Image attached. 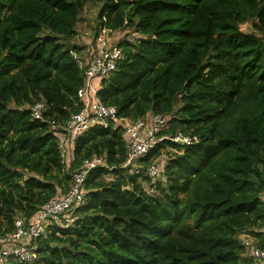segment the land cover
<instances>
[{"label":"trees","instance_id":"obj_1","mask_svg":"<svg viewBox=\"0 0 264 264\" xmlns=\"http://www.w3.org/2000/svg\"><path fill=\"white\" fill-rule=\"evenodd\" d=\"M91 1L100 31L138 35L116 43L124 57L100 80L101 103L119 118L166 115L161 135L197 139L151 148L141 165L165 156L153 182L121 167V122L83 132L62 164L56 134L82 109L84 71L81 47L60 39L76 36L83 1L0 0V233L66 192L84 160L104 161L73 222L47 225L35 261L7 264H260L242 238L264 250V0Z\"/></svg>","mask_w":264,"mask_h":264},{"label":"built area","instance_id":"obj_2","mask_svg":"<svg viewBox=\"0 0 264 264\" xmlns=\"http://www.w3.org/2000/svg\"><path fill=\"white\" fill-rule=\"evenodd\" d=\"M106 37L97 40L95 51L91 52L86 60L75 57L78 66L83 69V84L77 90V98L82 103V109L73 113L65 121L62 129L57 132L56 139L60 149L61 163L66 165L72 162L75 140L83 132L94 126L106 128L110 123L121 122L126 140V159L121 167L127 168L131 174H144L153 182L161 174L159 162L141 165L143 158L159 141L169 138L181 144H191L197 137L183 134L178 131L173 137L161 135L167 128L170 117L166 115L147 114L136 120L119 118L114 106H106L97 96L100 80L110 74L118 60L124 57L121 47L117 44L108 45L107 34L111 29L101 30ZM105 40H102L104 39ZM110 44V43H109ZM45 103L39 101L31 106L33 119H41ZM103 166L102 157H92L83 161L81 167L71 173L66 192L49 199L30 218L18 217L13 222L10 231L0 233V264H7L9 259L20 263H31L37 258V240L45 234L48 224L53 222L71 224L74 220L73 209L85 198L84 181L88 171L96 166ZM149 192H153L150 189ZM264 239V226L261 229ZM251 237H243L242 242L246 255L264 263V250L259 249Z\"/></svg>","mask_w":264,"mask_h":264},{"label":"rangeland","instance_id":"obj_3","mask_svg":"<svg viewBox=\"0 0 264 264\" xmlns=\"http://www.w3.org/2000/svg\"><path fill=\"white\" fill-rule=\"evenodd\" d=\"M82 1L84 6L82 8L79 22L76 26L77 27L76 36L73 39L67 41L60 39V42L63 43V45L68 48L81 47L77 51L79 54V58L81 60H86L89 57L88 55L91 52L95 51L98 38L106 37V36L98 28L97 15L100 10V5L91 0H82ZM240 28L242 31L248 33L253 31L249 22L241 24ZM132 33L134 32L130 28L118 32L109 33L107 34L109 38L108 45L111 46L112 44H116L119 41L125 40L127 38L131 40L134 38ZM95 37H97L96 41L94 39ZM102 40H105V38ZM81 49L84 50L85 52H81L80 51ZM164 160H165V156H162V158L158 160L159 164H161ZM259 263L264 264L263 262H259Z\"/></svg>","mask_w":264,"mask_h":264},{"label":"crops","instance_id":"obj_4","mask_svg":"<svg viewBox=\"0 0 264 264\" xmlns=\"http://www.w3.org/2000/svg\"><path fill=\"white\" fill-rule=\"evenodd\" d=\"M76 32H77V27H76ZM116 32H118V31H116ZM132 35H133V37L135 38V37H138V35L136 34V33H132ZM127 39H129V38H127ZM112 40V39H111ZM85 43H86V41H85ZM88 49V48H87ZM81 52H85L84 50H82Z\"/></svg>","mask_w":264,"mask_h":264},{"label":"clouds","instance_id":"obj_5","mask_svg":"<svg viewBox=\"0 0 264 264\" xmlns=\"http://www.w3.org/2000/svg\"><path fill=\"white\" fill-rule=\"evenodd\" d=\"M114 32H116L115 30H113ZM130 40V39H129ZM149 114V113H148Z\"/></svg>","mask_w":264,"mask_h":264}]
</instances>
